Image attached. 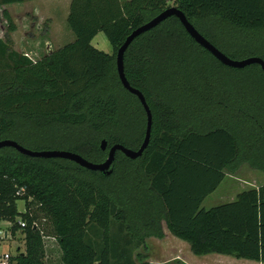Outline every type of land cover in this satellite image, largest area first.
<instances>
[{
  "label": "trees",
  "instance_id": "trees-1",
  "mask_svg": "<svg viewBox=\"0 0 264 264\" xmlns=\"http://www.w3.org/2000/svg\"><path fill=\"white\" fill-rule=\"evenodd\" d=\"M24 1L0 0V9ZM170 5L182 11L208 41L211 36L202 23L210 18H218L234 36L242 38L264 28V0H71L66 24L74 40L33 62L10 47L9 35L16 26L3 11L7 32L0 39V61L4 60L0 69V141L21 145L26 140L24 132L52 129L73 138L69 152L93 163L107 157V151L100 150L101 142L92 143L97 136L105 138L108 148L126 143L137 150L144 140L137 145L145 136L146 115L138 99L120 84L116 53L133 30ZM172 23L176 30L168 28ZM98 34L107 39L111 54L92 45ZM209 42L218 47L213 40ZM169 49L187 58H202L208 70L225 67L198 46L175 17L135 39L124 55L125 75L149 106L151 139L137 160L118 152L111 176L103 177L63 159H35L11 148L0 149V223H10L12 235L21 231L25 244L24 253L9 258L7 264H45L40 220L49 226V234L59 246L61 264H137L134 248L146 237L162 238V222L196 256L229 255L264 263V185L239 194L234 203L202 209L239 157L264 171L263 73L256 65L241 69L250 71L254 84L244 97L246 103L252 96V109L246 104L237 106L244 117L242 125L224 119L222 113L213 115L207 91L205 120L195 113L188 98L185 104L178 103L173 94L163 93L161 83L157 85V63ZM198 91L187 88L186 95L196 97ZM9 116L23 123L17 126ZM228 122L240 136L243 153L226 127ZM131 130V134L126 132ZM118 156L124 158L122 175L114 170ZM70 168L98 174L103 180L114 179L116 196L128 219L104 186L69 174ZM22 189V195H17ZM18 201L24 202L23 213L18 211ZM93 226L102 232L100 246L89 238ZM112 227L116 229L111 233ZM141 232L143 236L137 239L135 235Z\"/></svg>",
  "mask_w": 264,
  "mask_h": 264
},
{
  "label": "rangeland",
  "instance_id": "rangeland-1",
  "mask_svg": "<svg viewBox=\"0 0 264 264\" xmlns=\"http://www.w3.org/2000/svg\"><path fill=\"white\" fill-rule=\"evenodd\" d=\"M67 2L64 0H25L21 4L1 8L0 39H4V35L7 31V24L2 15V12L5 11L11 17L15 25L21 23L18 25L20 27V39L18 41L22 46L23 44L26 46V48H20L18 44L14 45L15 42H13V45L10 47L14 51L24 55V57H27L26 55L29 51V55L31 52H35L38 56H33L31 59L39 61L43 54L49 53L50 51L53 52L57 48L63 47L74 40V35L66 24L69 9V7H67ZM169 7H172V5ZM194 24H196V22ZM176 26L177 25L172 23L168 28L176 30ZM202 27L210 34L211 39L209 41L213 40L216 42V45L218 46L217 48L221 50V52L235 58V60H244L249 57L261 58L264 56V28L251 33L248 38H245L246 35L243 34L241 36H244V38H242L234 36V34H232L218 18L207 19V21L202 23ZM23 31L28 33V37H23ZM250 36L257 38H250ZM46 37L48 40L45 44L46 46L44 44L41 46L38 44L36 47L30 49L28 45H26L27 42H24L25 38H33L39 43H42V40L39 38H43L44 40ZM93 46L107 54L112 53L111 47L103 34H98L94 38ZM221 47L236 50V53L242 56L238 58L235 54H232ZM203 57L205 60L207 59L205 55ZM210 60L212 63L214 62L212 59ZM3 63L4 60L1 59L0 69L3 68ZM204 64L205 61L202 58H199L198 60H195L192 57L187 58L186 55L181 54L180 52L176 53L174 50L169 49L161 62L160 59L158 60L157 74L159 75V81L157 85L161 83L162 87H164L163 93L173 94L175 96V101L178 103L182 102V104H185L187 100H190V106H194L195 113H198V116L205 114L207 111V91L211 93L212 98L210 102L213 115H218V113L220 115L222 113L224 119L234 121L235 125H242L244 117L239 115L237 106L246 104L249 109H252V96H248L247 102H244V97L250 95V91L254 88L250 71L233 70L226 67L208 70V67H206L207 65L205 64V66ZM187 88L190 90L195 88L198 89L199 91L194 94L196 97L192 96L190 93L186 95ZM201 111H203V113H201ZM9 118L15 120L17 126L18 124L20 125V123H23L16 116H9ZM206 118L207 117L205 116L204 119L206 120ZM192 127L194 128V126ZM226 127L234 134L240 150L243 153L244 147H242L243 143L240 136L230 127L229 122L226 123ZM126 132L131 134L133 131ZM33 133L34 134H28V132H24L22 137L26 138V140L20 142L24 148L32 151H35L33 150L34 148H38L37 151H68L73 141V138L70 136H62L52 129L42 132L34 130ZM254 134L256 135V133ZM78 136L81 137L82 134H78ZM143 137L144 136L142 135L140 142L137 145H140ZM95 138L96 139H94L92 143L96 142L99 144L105 139L102 136H97ZM124 146L134 150V146L131 148V146L126 143ZM105 159L106 157H103L101 162ZM123 159L122 156H118L114 168L117 175L124 167ZM232 167V170H229V172L227 171L228 178L226 182V185L231 188V195H239L243 192L264 185V171H259L251 167L248 163L243 161L242 156L235 161L230 169ZM67 170L69 174L79 179L87 180L98 186H104L106 193L123 208L125 211V217L128 219L126 208L122 205L121 199H118L116 196L114 179L103 180L98 174H93L87 171L80 172L72 170L71 168ZM120 175H122V173H120ZM120 179L121 178L115 180L116 183L120 182ZM224 188L225 186L223 185L219 187V190L216 191L214 195L220 193ZM17 207L19 212H24L25 208L23 201H18ZM38 225L44 231L45 235V264H61V252L57 242L49 234V226L43 220L38 221ZM11 226V224L8 226H6V224H0V237H2L0 240V256L7 255L2 257L4 263L7 262L9 258L15 257L25 251L23 233L20 231L15 235H12ZM115 229L112 227L111 233L115 232ZM5 233H7V238H4ZM101 233L102 232L95 228V226L90 230L89 238L95 245L100 246L102 244ZM142 236L143 232L135 235L137 239ZM132 248H134V245ZM132 255L137 264H160V261L163 259L162 256L160 257V243H158L157 238L153 236L144 238L143 244L139 248H134Z\"/></svg>",
  "mask_w": 264,
  "mask_h": 264
},
{
  "label": "water",
  "instance_id": "water-1",
  "mask_svg": "<svg viewBox=\"0 0 264 264\" xmlns=\"http://www.w3.org/2000/svg\"><path fill=\"white\" fill-rule=\"evenodd\" d=\"M175 17L178 19L179 23L188 34V36L202 49L207 51L217 62L223 66L231 69L241 70L249 66H259L263 76H264V60L259 57H249L244 60H233L226 56L223 52L217 49L212 43H210L206 38H204L195 27L187 20L186 16L176 7H169L164 11L160 12L154 16L151 20L147 21L137 29L133 30L131 34L125 39L124 43L119 47L116 53V72L121 86L129 94L135 96L140 105L142 106L145 115H146V131L144 140L141 143L140 147L137 150H132L126 148L121 144H114L108 148V142L102 140L100 143V150L102 152L107 151L106 159L101 163H93L82 156L72 153L69 151H32L28 150L17 142L12 140H2L0 141V149L11 148L14 149L17 153L35 159H63L75 163L79 167L92 171L98 172L103 177H109L113 173V164L115 162V157L118 152H120L124 157L129 160H137L141 158L149 146L151 139L152 131V114L149 109V106L144 98V95L134 87L130 85L125 75L124 68V55L132 42L143 34L155 29L160 24L165 22L167 19Z\"/></svg>",
  "mask_w": 264,
  "mask_h": 264
},
{
  "label": "crops",
  "instance_id": "crops-1",
  "mask_svg": "<svg viewBox=\"0 0 264 264\" xmlns=\"http://www.w3.org/2000/svg\"><path fill=\"white\" fill-rule=\"evenodd\" d=\"M64 1L65 2L68 1L67 7H69L71 0H64ZM20 24L15 25L16 30L9 35L10 42H11L10 44L13 45V42H15L14 45L18 44L20 48H26L24 44L22 46L21 43H19L18 41L20 39V34H19L20 27L18 25ZM23 32H24L23 37H28V33L26 31H23ZM39 39L42 40V43H39L33 38H25L24 42L26 41L27 42L26 45H28V47L31 49V48L36 47L38 44L40 46L42 44L45 45L48 41L47 37L44 38L45 41L43 40V38H39ZM92 45H93V41H92ZM51 52L52 51H50L49 53L43 54L42 57L50 54ZM28 53H30V51L27 52V56L29 57L31 61L34 62V60L31 59V57L38 56L37 53L31 52L32 54V55L30 54L31 56ZM227 178H228L227 172H225V178L219 186L221 187L223 185L225 186V188L220 193H217V195H214V193L219 190V187H218L215 192H213L210 196H208L202 204L203 210L208 211L219 205L234 203L237 200L238 194L231 195L232 194L230 193L231 188H229L226 185ZM257 189L258 187L252 190H257ZM19 213H22V212H19ZM0 224H6V226H8L10 223L1 222ZM162 234H163L162 238L160 239L157 238V242L160 243V257L162 256L163 258L162 261H160V264H264L261 262H256V261H251V260L237 259L229 255L208 254L204 256H196L192 253L190 245L187 242L175 237L168 231L165 222H162Z\"/></svg>",
  "mask_w": 264,
  "mask_h": 264
},
{
  "label": "built area",
  "instance_id": "built-area-1",
  "mask_svg": "<svg viewBox=\"0 0 264 264\" xmlns=\"http://www.w3.org/2000/svg\"><path fill=\"white\" fill-rule=\"evenodd\" d=\"M27 56V55H26ZM28 57V56H27ZM29 58V57H28ZM23 189L22 190H19L18 192H17V195H22V193H23ZM19 221V224H20V226L23 228V227H25V223L24 222H22L21 220H18ZM4 238H7V233H5V235H4ZM2 239V237H0V240ZM3 256H7V255H3ZM3 256H0V264H7V262H3V259H2V257ZM9 260V259H8Z\"/></svg>",
  "mask_w": 264,
  "mask_h": 264
}]
</instances>
